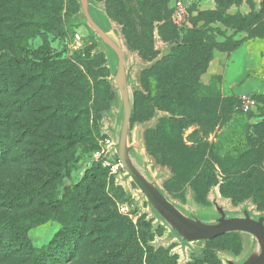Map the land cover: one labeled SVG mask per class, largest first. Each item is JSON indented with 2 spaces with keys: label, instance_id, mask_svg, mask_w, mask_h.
Segmentation results:
<instances>
[{
  "label": "rangeland",
  "instance_id": "374dc122",
  "mask_svg": "<svg viewBox=\"0 0 264 264\" xmlns=\"http://www.w3.org/2000/svg\"><path fill=\"white\" fill-rule=\"evenodd\" d=\"M263 2L240 0L219 7L216 0H170L177 35L168 38L166 29L156 26L147 49L141 51L129 43L115 5L88 0L96 24L118 45L114 51L85 16L82 0H28L24 17L15 15L14 0H0V40L14 45L19 64L10 68L14 62L9 58L0 61V82L1 75L13 73L21 82L36 79L30 88L42 87L43 109L53 114L48 100L55 108L62 106V131L77 134L60 141L71 147L58 156L57 163L42 157L37 164L35 184L47 180L48 195L36 198L32 209L40 220L29 232L33 244L50 245L54 258L72 257L68 264H109L114 257L124 264L242 263L256 247L250 234L229 231L186 241L159 217L121 159L126 100L120 85L128 79L133 99L123 152L154 190L185 216L206 225L219 224L225 214L263 216L264 134L257 133L264 125ZM219 11L227 16L260 15L253 24L249 22L256 31H236L231 27L235 21L221 17ZM215 18H223L210 25L219 29L218 44L199 79L201 88L186 103L190 115L173 116L155 100V66L175 46L194 39L188 32L195 24L202 27ZM201 40L210 45L208 35ZM119 52L124 72L121 69L118 75ZM10 91L12 87L0 93V112L11 113L8 125L32 131L29 120L43 112L33 115L22 93L17 105L12 103ZM243 93L255 99L251 110L224 111L227 97L239 98ZM218 100V109L210 110ZM67 101L77 104L71 112ZM50 122L39 127L35 140H25L20 150L57 144L60 139L50 135L58 130ZM158 133L172 140L173 146L159 142ZM24 153L2 169L10 178L7 183L15 180L14 171L23 175L29 167L31 156ZM72 196L77 207L64 211L63 223L41 213V202L47 201L46 207L57 213L61 201Z\"/></svg>",
  "mask_w": 264,
  "mask_h": 264
},
{
  "label": "trees",
  "instance_id": "16d2710c",
  "mask_svg": "<svg viewBox=\"0 0 264 264\" xmlns=\"http://www.w3.org/2000/svg\"><path fill=\"white\" fill-rule=\"evenodd\" d=\"M27 1L28 0H14L15 6L13 11L16 16L24 17L26 8L24 3ZM108 1L110 4L117 7V14L121 17V22L124 25V33L127 36L129 43L141 51L147 49V42L152 38L156 26H159L161 31L166 29L169 34L168 38L173 39L177 35V27L172 20L170 0ZM216 1L219 7H223L224 4L227 7L240 3V0ZM17 2L21 3L18 4ZM262 5L263 9L261 14L264 13V2ZM217 14L221 17L227 16L225 12L221 13L219 11ZM259 16L260 15H257L256 13H251L249 15L227 17L235 21V24L231 25L233 29L252 34V32L254 33L256 31L255 28H252V22L257 21ZM220 19L223 18L207 20L206 24L202 27H197V24H195L193 29H189L191 32H188L190 37L194 39L185 40L182 44L175 46L172 52L155 66V89L157 93L155 100L159 104L165 106L173 116H188L189 114L186 109V103L196 95L197 88H201L199 79L202 74L207 71L208 64L212 60L214 50L218 44L215 34L219 32V29L213 28L210 25L213 21H219ZM249 22L252 24L250 25ZM227 25L229 26V24ZM205 35H208V38L211 40L209 41V46L205 45L201 40ZM3 45L5 44L1 39L0 61H5L9 58L11 62H14V65L10 64V68H13L14 66L19 67V64L16 63L17 57L12 48L14 45L12 43L11 46H8L7 44L5 46ZM3 57L5 58L2 60ZM106 61L107 60H105V57L103 56L102 62L105 63ZM1 76L3 80L1 79L0 82V93L5 89H9V87H12V91L9 93L12 97V103L17 105L19 94L22 93L21 96L23 97V102L29 107L31 113L34 115L36 112H43V114H41V116H33V119L29 120V122L34 125L33 130L25 132L24 130L20 131V129H17L14 124H12V126L8 125V122L12 121V116L10 120L11 113L9 115L8 112H0V264H68L70 261L72 263V257L68 259L66 258L67 260H61L57 257L54 258L51 253L50 245L44 244L39 247L33 244V242L30 241L29 232L32 228L36 227L40 221L38 216L35 215V212L32 210L36 198H43V196L48 195L47 180H42L38 185L35 184L36 179L34 176L36 175L38 177L36 169L38 167L37 164L41 162L42 157L45 159L48 158L51 163H57L59 161L58 156H60L62 152H68L71 147L69 143L63 145L60 141L65 138L71 140L73 137H76L75 135L77 134L73 133V131L69 134L62 131L61 117L64 116L62 106L60 108H55L48 100V106L52 107L51 110L53 111V114L48 113L47 109H43L45 105L40 102L42 87L35 88V86L34 88H30L36 79L32 78L25 82H21L14 73L7 75L3 74ZM43 82L44 81L42 80V83ZM224 103H226V109L224 111L233 108L238 109L239 98L232 95L227 97L222 105ZM76 105L77 104L73 102L67 101L65 103L67 112H71V108L76 107ZM218 107L219 100L218 105H215V103L211 104L209 109L216 110ZM58 118L59 120H57ZM48 119H51L50 125L53 126V129L58 130L53 132L50 137H55L56 140H58V138L60 139L57 144L54 142L52 145H58L54 148L55 152L51 149L52 146L46 145V143L36 144L34 145V148L33 146H29V148H22V150H20V145L27 144L24 143L25 140L36 139H34V137H37V131L40 129L39 127H42ZM50 125L48 133L51 131ZM261 127L263 128L257 132L259 135L264 134V125H261ZM46 138L47 137H45V139ZM158 138L159 142L164 145L166 144V146L168 145L170 148L173 146L172 140L169 141L166 138L164 139L160 134L158 135ZM21 152H25L22 154L23 156H31V159L28 160L30 162L27 163L29 167L24 169L22 172L23 175H19L20 173L14 171L11 177L15 176V180L12 178V181L7 183L6 179L9 180L10 178L8 179L4 175L5 171L2 169L6 165H9L11 161H18ZM43 172L46 174L49 173L47 170H43ZM37 192H39V194ZM74 201L75 196L67 198L65 202L64 200L61 201L60 204L63 206L61 211L57 213L52 210L50 211L46 207L47 201H43L41 202L44 203L41 213L63 223L65 218L64 211L72 206L74 209L77 207V204H75ZM44 208H46L47 211ZM71 213L73 214V211ZM74 213L76 214L75 210ZM109 264L124 263L119 258L114 257L113 262L110 261Z\"/></svg>",
  "mask_w": 264,
  "mask_h": 264
},
{
  "label": "water",
  "instance_id": "95a60500",
  "mask_svg": "<svg viewBox=\"0 0 264 264\" xmlns=\"http://www.w3.org/2000/svg\"><path fill=\"white\" fill-rule=\"evenodd\" d=\"M83 1L84 14L88 18L89 22L99 31L104 38L109 42V46L118 51V45L110 39L105 32L96 24L93 19L88 0ZM124 72V64L122 54L119 52V66L116 73ZM125 85H120L122 91L125 93L126 100V116L122 128V137L119 142L121 149V159L128 169L133 179L137 182L142 192L151 200L155 205L156 210L159 213V217L167 223L175 236L183 238L184 240H202L209 239L221 235L229 231L248 232L254 235L255 249L249 254V256L241 264H264V215L259 217H252L250 214H244L242 216H225L220 218L219 224L206 225L200 222H195L192 219L185 216L178 208L170 203L165 197L151 187L141 173H139L133 167L128 156L123 152V148L126 144L127 129L130 122V117L133 107V99L129 89L128 79L125 81ZM248 212V211H245ZM260 239V240H259ZM228 264H237L234 261H229Z\"/></svg>",
  "mask_w": 264,
  "mask_h": 264
},
{
  "label": "built area",
  "instance_id": "2783aa9c",
  "mask_svg": "<svg viewBox=\"0 0 264 264\" xmlns=\"http://www.w3.org/2000/svg\"><path fill=\"white\" fill-rule=\"evenodd\" d=\"M176 5L177 6L181 5V2H178ZM254 105H255V99L250 97L248 94L243 93L239 96L238 109H241L243 111H249L253 108Z\"/></svg>",
  "mask_w": 264,
  "mask_h": 264
},
{
  "label": "crops",
  "instance_id": "0c3cea01",
  "mask_svg": "<svg viewBox=\"0 0 264 264\" xmlns=\"http://www.w3.org/2000/svg\"><path fill=\"white\" fill-rule=\"evenodd\" d=\"M243 233H247V234H250L251 236H253V240H254V235L251 234V233H248V232H243ZM260 240V239H259ZM249 255L245 256L244 259L242 260V262L248 257Z\"/></svg>",
  "mask_w": 264,
  "mask_h": 264
}]
</instances>
